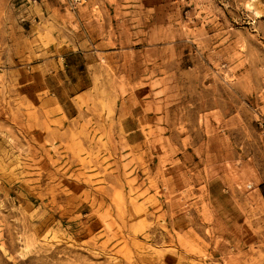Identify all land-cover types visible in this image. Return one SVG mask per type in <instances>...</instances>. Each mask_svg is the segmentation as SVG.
I'll return each instance as SVG.
<instances>
[{
  "label": "rangeland",
  "instance_id": "374dc122",
  "mask_svg": "<svg viewBox=\"0 0 264 264\" xmlns=\"http://www.w3.org/2000/svg\"><path fill=\"white\" fill-rule=\"evenodd\" d=\"M0 264H264V0H0Z\"/></svg>",
  "mask_w": 264,
  "mask_h": 264
}]
</instances>
